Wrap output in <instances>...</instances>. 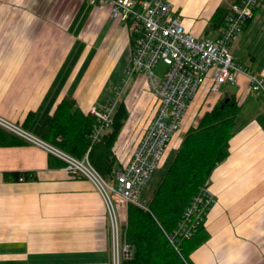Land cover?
I'll list each match as a JSON object with an SVG mask.
<instances>
[{"label": "crops", "instance_id": "obj_1", "mask_svg": "<svg viewBox=\"0 0 264 264\" xmlns=\"http://www.w3.org/2000/svg\"><path fill=\"white\" fill-rule=\"evenodd\" d=\"M166 1L202 38L218 35L221 27L207 30L210 19L234 0ZM132 33V23L114 19L108 3L0 0V115L45 139L64 99H73V110L85 115L93 106H107L127 76ZM231 52L251 73L264 77V0L233 39ZM224 86L228 89L213 93L211 100L208 80L182 124L185 132L196 126L224 93L240 105L229 154L208 182L216 197L205 221L209 235L190 260L264 264V97L251 90L245 73ZM152 96L144 74L130 78L123 102L129 111L126 101H132L137 113L127 118L115 142L120 164L128 162L155 114ZM176 137L173 149L182 140ZM13 172H27L30 178L18 179ZM0 264H113L106 207L92 183L1 127Z\"/></svg>", "mask_w": 264, "mask_h": 264}, {"label": "built area", "instance_id": "obj_2", "mask_svg": "<svg viewBox=\"0 0 264 264\" xmlns=\"http://www.w3.org/2000/svg\"><path fill=\"white\" fill-rule=\"evenodd\" d=\"M261 0H240L231 5L226 24L216 37H197L186 28L171 2L166 0H92L108 3L114 19L131 22L133 55L128 67V80L136 73L144 74L156 102V111L126 164H120L115 179H106L92 164L88 153L78 158L59 146L33 134L22 125L0 115V127L34 144L65 164L74 174L89 180L101 195L110 225L113 264H122L132 255L133 247L124 240L122 217L130 203L143 205L141 196L154 172L160 166L174 136L181 129L187 112L203 85L211 80V90L234 85L245 73L254 93L264 97V77L251 73L231 52L233 39L241 34L254 17ZM160 61L167 65L162 77L155 74ZM123 84V83H122ZM119 86L105 107L93 106L90 114L96 119L91 134L97 142L110 129L114 113L125 86ZM216 201L208 182L187 205L182 219L168 238L178 251L181 243L193 236ZM122 212V216H121Z\"/></svg>", "mask_w": 264, "mask_h": 264}, {"label": "trees", "instance_id": "obj_3", "mask_svg": "<svg viewBox=\"0 0 264 264\" xmlns=\"http://www.w3.org/2000/svg\"><path fill=\"white\" fill-rule=\"evenodd\" d=\"M238 1L234 0L232 4ZM231 5L222 4L216 9L208 31L225 25ZM74 105L70 98L60 103L47 125L45 140L78 158L88 153L92 164L106 179L113 181L119 167L115 142L129 116L125 103H119L110 129L94 143L91 134L96 119L91 114L74 111ZM239 111L240 105L235 97L224 93L213 108L202 115L198 124L184 133L177 148L165 160L162 159L142 192L141 202L144 204L128 205L123 235L133 250L122 264H192L191 252L209 235L205 228L206 219L192 237L182 241L181 251L175 248L168 234L177 227L200 186L209 182L214 168L227 158ZM22 175L30 178L27 172H13L18 179Z\"/></svg>", "mask_w": 264, "mask_h": 264}, {"label": "rangeland", "instance_id": "obj_4", "mask_svg": "<svg viewBox=\"0 0 264 264\" xmlns=\"http://www.w3.org/2000/svg\"><path fill=\"white\" fill-rule=\"evenodd\" d=\"M228 2V1H227ZM226 2V3H227ZM210 37H213V35H211ZM166 69H167V65L163 62V61H160L159 63H158V65L155 67V74L157 75V76H159V77H162L163 75H164V73H165V71H166ZM125 79H128V74H127V76H126V78ZM130 81V79L128 80V82ZM123 84V86H125V83L124 82H122ZM225 85H227V84H225ZM225 89H228V86H222L220 89H219V91H212V90H210L211 91V94H210V99L212 100V98H213V93L214 94H222V92H223V90H225ZM126 90H127V85L125 86V88H124V92H122L121 93V95H120V99H119V103L120 102H123V101H125L124 100V96H125V94H126ZM222 96V95H221ZM153 97V96H152ZM153 100L155 101V99H154V97H153ZM210 100V101H211ZM126 104H127V106H128V108H129V116L131 115V114H134V112H135V114L137 113V110L135 111L134 109H135V104L134 103H132V101H126ZM154 105H155V102H154ZM207 105H208V103H207ZM129 116H128V118H129ZM184 129L181 127V129L177 132V134H176V139H182V137H183V135H184ZM50 142V141H49ZM172 150H174L173 148H171V146H169V150H167V152H166V154L164 155V158H163V160H165L166 159V157L169 155V153L172 151ZM119 165H120V163H119ZM127 210H126V212L128 211V207L126 208ZM121 216H122V212H121ZM126 220H127V213H126V215H123V217H122V232H124V229H125V224H126Z\"/></svg>", "mask_w": 264, "mask_h": 264}, {"label": "water", "instance_id": "obj_5", "mask_svg": "<svg viewBox=\"0 0 264 264\" xmlns=\"http://www.w3.org/2000/svg\"><path fill=\"white\" fill-rule=\"evenodd\" d=\"M228 100H229V98L226 99V101H228Z\"/></svg>", "mask_w": 264, "mask_h": 264}]
</instances>
